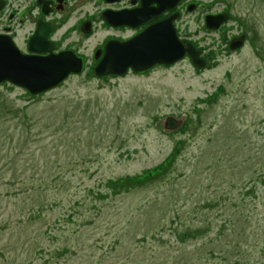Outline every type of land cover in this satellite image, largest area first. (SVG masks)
I'll return each mask as SVG.
<instances>
[{"label":"rangeland","instance_id":"374dc122","mask_svg":"<svg viewBox=\"0 0 264 264\" xmlns=\"http://www.w3.org/2000/svg\"><path fill=\"white\" fill-rule=\"evenodd\" d=\"M8 1L0 33L25 49L35 16ZM188 1L176 32L201 67L95 75L116 32L100 11L129 0H74L52 36L82 69L35 94L0 81V264H264V0ZM79 16L88 36L67 28Z\"/></svg>","mask_w":264,"mask_h":264},{"label":"water","instance_id":"95a60500","mask_svg":"<svg viewBox=\"0 0 264 264\" xmlns=\"http://www.w3.org/2000/svg\"><path fill=\"white\" fill-rule=\"evenodd\" d=\"M177 1L139 0L138 6L120 9L105 8L100 15L111 25L135 26L173 7ZM2 4L3 0H0V7ZM42 7L43 12L47 11L44 3ZM187 8L189 9L190 6ZM174 16L175 13H171L151 22L124 40H106L101 54L100 49L94 50V58L98 60L92 67L93 73L97 76L119 75L128 67L133 71H140L155 63L170 64L181 58L185 52L194 66H203L205 60L198 55V50L189 42L184 43L178 38L172 24ZM226 16L223 12L206 14L205 25L215 28ZM88 25V20L83 21L81 31L88 32ZM50 28L49 21L40 19L36 21L34 30L27 40L29 52L20 51L9 35L0 33V81H8L34 94L56 85L69 73L81 70V58L72 50L52 51L54 43L46 38ZM241 42V36L234 37L229 47H238ZM46 51V54H41ZM177 123L179 120L167 117L165 126L173 127Z\"/></svg>","mask_w":264,"mask_h":264},{"label":"flooded vegetation","instance_id":"af4514ba","mask_svg":"<svg viewBox=\"0 0 264 264\" xmlns=\"http://www.w3.org/2000/svg\"><path fill=\"white\" fill-rule=\"evenodd\" d=\"M7 1L8 0H3V4H2V6H5V3L7 4ZM45 1V2H44ZM24 0V3H23V5H22V7H26L27 9H28V11H30V13L33 15V16H35V20L33 21V27H32V29H31V31L30 32H28L27 33V35H26V39L24 40V43H25V49H23V48H20V50L22 51V52H29L28 50H27V40H28V37H29V35L33 32V30H34V27H35V24H36V21L38 20V19H40V20H42V21H49L50 23H51V28H50V30L47 32V34H46V38L48 39V40H50V41H52L53 43H54V51L53 52H56V51H59V50H65V49H70V50H76L78 47L76 46V45H74V47L73 46H71V43L69 42V40L68 39H66V41L64 42V43H66L67 45H65L64 43H60V41L58 40V39H56V36H52V31H54L55 29H57V28H59V25L62 23L60 20H57L56 18V15L57 14H63V15H66V16H69L71 13H73V8H74V6H73V4H72V2L74 1V0ZM121 1V0H120ZM183 0H178L177 1V3H180L181 4V2H182ZM9 2V1H8ZM28 3V5L26 6V4ZM44 3V8H46L47 9V11H45V12H43L42 11V4ZM177 3L175 4V6L177 5ZM186 4H188L187 6H190V7H192L193 5H195L196 3L194 2V1H192V0H190V1H188ZM139 5V0H129V4H124V5H120V6H117V7H114V8H110V9H120V8H131V7H134V6H138ZM174 6V7H175ZM186 6V7H187ZM174 7H172V8H169V9H171L170 11H167V10H169V9H165V10H163L162 12H160L159 14H161V13H163L164 15H163V17H165V16H168L169 14H171V13H175V17H174V19L172 20L173 21V24L175 25V27H176V24H175V22H177V20L180 18V15H179V12H177L176 11V9L175 10H173L174 9ZM194 7V6H193ZM3 8V7H2ZM1 8V9H2ZM106 8H108V7H106ZM1 9H0V12H1ZM188 9V8H187ZM101 12V11H100ZM216 13V12H215ZM12 13H10L9 14V18H11L12 17V15H11ZM158 14V15H159ZM83 15V14H82ZM158 15H156V16H158ZM156 16H154V17H156ZM154 17H152V18H150V19H153ZM163 17H159L158 19H161V18H163ZM58 19H62V18H58ZM150 19H148V20H150ZM158 19H154V20H152V21H150L149 23H151V22H154V21H156V20H158ZM85 20H88L89 21V32H87L86 34H85V36H88L90 33H91V31L94 29V25H93V23H92V21H91V18L90 17H83L82 19H80V16H79V18L78 17H76V18H74L72 21H71V23L69 24V26H67V28H68V30L69 29H71L72 31L74 30V29H76V25L78 26V29H80V27H81V24H82V22L83 21H85ZM99 21L104 25V26H106L107 28L108 27H111V28H113V29H115V31L116 32H114V31H112V32H114V38L112 37H109L108 39H116V40H124V39H126V38H128V37H130V36H132L133 34H135V33H137L139 30H141L142 28H144L147 24H149V23H147V24H145V26H143L141 29H139V30H135L134 32H133V34H131V35H128V36H124V37H122L121 39H119L115 34H117L118 36H119V34H118V32H120L119 30H121V29H125V28H130V29H134V28H136L138 25H140V24H138V25H135V26H129V25H125V24H117V25H111V24H109V23H107L106 22V20L105 19H103L102 18V16L100 15V19H99ZM78 23V24H77ZM143 23V22H142ZM4 30H5V33H9L10 32V27L8 26V25H4ZM204 29H207V28H203V30ZM209 30H211L212 28H208ZM218 28H214V30H217ZM9 30V31H8ZM81 30V29H80ZM176 31H177V29H176ZM122 32V31H121ZM1 33H4V32H2L1 31ZM58 33H61L60 31L58 32ZM84 33V32H83ZM14 35V34H13ZM15 36V35H14ZM108 39H105V40H108ZM14 40V39H13ZM105 40L103 41L104 43H105ZM101 41H102V39H101ZM183 42H186V41H184V40H182ZM68 42V43H67ZM60 45H62L60 48L58 47V46H60ZM99 45H97L96 46V48L95 49H100V54H101V52H102V49H103V46H104V44L102 45V47L100 48V47H98ZM73 47V48H72ZM94 49V50H95ZM75 54H76V52L75 51H73ZM47 53V51L46 52H41V54H46ZM99 54V55H100ZM77 55V54H76ZM93 58H94V52H93ZM206 60H207V58H205ZM95 60H96V58H95ZM83 61V60H82ZM128 70H130L129 68H128Z\"/></svg>","mask_w":264,"mask_h":264},{"label":"trees","instance_id":"16d2710c","mask_svg":"<svg viewBox=\"0 0 264 264\" xmlns=\"http://www.w3.org/2000/svg\"><path fill=\"white\" fill-rule=\"evenodd\" d=\"M35 94V93H34ZM171 155V154H170Z\"/></svg>","mask_w":264,"mask_h":264}]
</instances>
